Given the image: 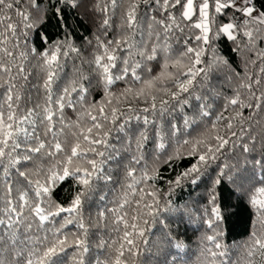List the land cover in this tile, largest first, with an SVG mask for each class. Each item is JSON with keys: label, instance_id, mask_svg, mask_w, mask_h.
Returning a JSON list of instances; mask_svg holds the SVG:
<instances>
[{"label": "snow or ice", "instance_id": "1", "mask_svg": "<svg viewBox=\"0 0 264 264\" xmlns=\"http://www.w3.org/2000/svg\"><path fill=\"white\" fill-rule=\"evenodd\" d=\"M0 264H264V0H0Z\"/></svg>", "mask_w": 264, "mask_h": 264}, {"label": "trees", "instance_id": "2", "mask_svg": "<svg viewBox=\"0 0 264 264\" xmlns=\"http://www.w3.org/2000/svg\"><path fill=\"white\" fill-rule=\"evenodd\" d=\"M235 235V234H234Z\"/></svg>", "mask_w": 264, "mask_h": 264}]
</instances>
